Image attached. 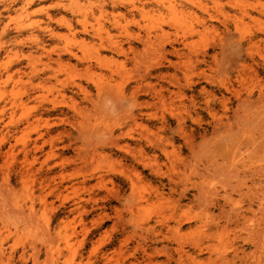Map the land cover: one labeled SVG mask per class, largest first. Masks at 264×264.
<instances>
[{"label":"rangeland","instance_id":"rangeland-1","mask_svg":"<svg viewBox=\"0 0 264 264\" xmlns=\"http://www.w3.org/2000/svg\"><path fill=\"white\" fill-rule=\"evenodd\" d=\"M218 3L0 0V264H264V0Z\"/></svg>","mask_w":264,"mask_h":264},{"label":"bare ground","instance_id":"bare-ground-1","mask_svg":"<svg viewBox=\"0 0 264 264\" xmlns=\"http://www.w3.org/2000/svg\"><path fill=\"white\" fill-rule=\"evenodd\" d=\"M155 1V0H154ZM213 3L215 4V3H218V0H213ZM218 5H219V3H218ZM218 5H216V6H218ZM172 5H169V7H171ZM172 7H174V5L172 6ZM11 8V7H10ZM121 15V14H120ZM119 16V15H118ZM121 17V16H120ZM51 19V18H50ZM7 26V25H6ZM68 26L70 27V24H68ZM49 27V24H48V26H47V28ZM6 28V27H5ZM3 29H4V27H3ZM3 29H2V33H3ZM5 30V29H4ZM16 30H20V28H17ZM48 32H51L50 31V29L49 30H47ZM44 32V31H43ZM4 34H5V31H4ZM52 35V34H51ZM157 35L158 34H156V37L154 36V38H157ZM160 37V36H159ZM158 41H159V39H158ZM112 42V41H111ZM154 42L156 43V41L154 40ZM153 42V43H154ZM44 43V42H43ZM110 45H109V50L111 51V52H114V53H119V54H124V48L122 47V46H120L119 44L120 43H118L117 44V42L115 41V42H113V43H109ZM148 44H150L149 42H148ZM160 45H162L161 43H160ZM250 45V44H249ZM251 46V45H250ZM41 47V46H40ZM42 47H43V45H42ZM174 47V46H173ZM43 49H44V47H43ZM43 49H41V50H43ZM106 49H107V47H106ZM129 49L130 50H133V47H132V45H129ZM162 49H164V48H162ZM174 49V48H173ZM126 51V50H125ZM68 53L70 54V57L71 58H77V56H76V54L73 52H70V51H68ZM203 53H204V55H206V53H205V51H203ZM41 71V70H40ZM122 88V87H121ZM134 89H135V91L133 90V91H131V93H130V99L135 103V102H137L138 100H137V97H136V91L139 89V86H135L134 87ZM102 90V89H101ZM104 90V89H103ZM124 90V89H123ZM83 91L85 92L86 90H84L83 89ZM119 92H120V89L118 90ZM117 91V92H118ZM118 92V93H119ZM125 92V91H124ZM88 93V92H87ZM85 95H86V93H85ZM119 95H121L120 93H119ZM121 98H123V99H126V97L124 98V96L123 97H121Z\"/></svg>","mask_w":264,"mask_h":264}]
</instances>
